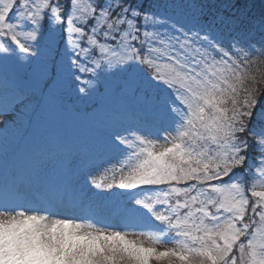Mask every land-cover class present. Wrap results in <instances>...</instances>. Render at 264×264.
Segmentation results:
<instances>
[{
  "label": "snow or ice",
  "instance_id": "snow-or-ice-1",
  "mask_svg": "<svg viewBox=\"0 0 264 264\" xmlns=\"http://www.w3.org/2000/svg\"><path fill=\"white\" fill-rule=\"evenodd\" d=\"M237 11L0 0V264H264V17Z\"/></svg>",
  "mask_w": 264,
  "mask_h": 264
},
{
  "label": "rangeland",
  "instance_id": "rangeland-1",
  "mask_svg": "<svg viewBox=\"0 0 264 264\" xmlns=\"http://www.w3.org/2000/svg\"><path fill=\"white\" fill-rule=\"evenodd\" d=\"M110 103L112 105L118 106V105H122L124 103H129V102H124V101H120V100H113V101H110ZM5 104L14 105V101L0 98V106H3ZM69 104L72 105L73 102L70 101ZM90 104H91V101H76L75 102V108L78 109V110H80L81 112H84V111L89 110ZM5 116H7V118L9 119L10 126L8 127L6 133L5 132H2L3 130L0 129V137L7 136L8 139H9V141L11 142L16 137L17 134H16L15 131H16V128L20 126L21 122L17 118V114L12 111L11 107L7 109V111L5 112L4 115H0V121H3L5 119ZM70 118H71V115H70ZM13 119H16V124H11V121ZM104 199L105 200H108L109 198L105 197ZM111 203L115 204L116 201L113 200V201H111ZM129 238L130 239H139V240H142L146 245H148V244L151 243L149 240H147L146 238L141 237V236L130 235ZM156 246L158 248H160L161 250H163L165 248L175 247V245L173 243L160 244V245H156Z\"/></svg>",
  "mask_w": 264,
  "mask_h": 264
},
{
  "label": "trees",
  "instance_id": "trees-1",
  "mask_svg": "<svg viewBox=\"0 0 264 264\" xmlns=\"http://www.w3.org/2000/svg\"><path fill=\"white\" fill-rule=\"evenodd\" d=\"M223 0H217V3H221ZM235 8L240 10L236 12V15H240V12H244L247 19L259 20L264 17V0H235ZM231 11V10H229ZM229 14L228 12L225 15ZM259 39V33L256 34ZM254 59H264V57H253ZM264 106V94L258 95L257 107Z\"/></svg>",
  "mask_w": 264,
  "mask_h": 264
}]
</instances>
